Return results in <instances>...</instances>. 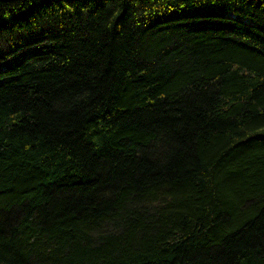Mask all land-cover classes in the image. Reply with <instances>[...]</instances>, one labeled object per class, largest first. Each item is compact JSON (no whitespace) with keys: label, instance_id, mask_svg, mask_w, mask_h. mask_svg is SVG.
<instances>
[{"label":"trees","instance_id":"16d2710c","mask_svg":"<svg viewBox=\"0 0 264 264\" xmlns=\"http://www.w3.org/2000/svg\"><path fill=\"white\" fill-rule=\"evenodd\" d=\"M0 264H264V0L0 2Z\"/></svg>","mask_w":264,"mask_h":264},{"label":"water","instance_id":"95a60500","mask_svg":"<svg viewBox=\"0 0 264 264\" xmlns=\"http://www.w3.org/2000/svg\"><path fill=\"white\" fill-rule=\"evenodd\" d=\"M11 1H15V0H0V2H11Z\"/></svg>","mask_w":264,"mask_h":264}]
</instances>
